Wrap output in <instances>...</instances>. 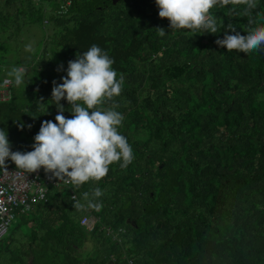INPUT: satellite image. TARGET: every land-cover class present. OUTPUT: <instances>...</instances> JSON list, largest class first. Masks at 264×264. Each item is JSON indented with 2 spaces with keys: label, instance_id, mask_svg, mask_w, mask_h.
<instances>
[{
  "label": "trees",
  "instance_id": "1",
  "mask_svg": "<svg viewBox=\"0 0 264 264\" xmlns=\"http://www.w3.org/2000/svg\"><path fill=\"white\" fill-rule=\"evenodd\" d=\"M245 8L213 7L212 34L169 30L155 0H0L7 38L32 23L48 28L42 51L19 66L23 83L12 80L10 98H0L12 151H31L41 123L55 122L52 82L95 44L124 76L121 95L103 107L119 105L118 131L135 157L98 182L52 188L0 240V264H264V51L215 43L228 24L242 35L264 25V0L254 24ZM96 187L102 207L76 211L72 189L86 203ZM86 214L92 229L80 222Z\"/></svg>",
  "mask_w": 264,
  "mask_h": 264
},
{
  "label": "clouds",
  "instance_id": "2",
  "mask_svg": "<svg viewBox=\"0 0 264 264\" xmlns=\"http://www.w3.org/2000/svg\"><path fill=\"white\" fill-rule=\"evenodd\" d=\"M155 4L159 18L169 21V30L216 34L217 20L210 11L213 7L244 4L251 25L255 23L251 12L257 7V0H155ZM157 29L159 36L166 34L164 28ZM224 30L223 39L215 41L219 47L245 54L264 51V25L250 27L246 35L237 32L232 24ZM229 31L234 34H228ZM30 49L31 45L27 46V50ZM113 64L107 52L95 44L69 60L62 82H52L51 100L57 107L55 122L44 120L33 138L32 150L25 152L12 151L7 131L0 129V168L7 170L6 161L10 160L23 173L43 169L51 174L50 178L74 188L89 181H100L115 162H120L122 170L126 169L135 157L127 138L118 131L124 117L116 111L119 105L115 102L111 107H103L121 95L124 84L123 74L117 79ZM60 70L63 65L58 67L57 71ZM8 76L18 86L23 83L25 69L13 67ZM61 100L68 102L71 118L64 115ZM20 127L22 130L23 125ZM103 195L96 187L91 193L83 194L86 203L73 196V207L76 211L99 209L102 204L98 198Z\"/></svg>",
  "mask_w": 264,
  "mask_h": 264
},
{
  "label": "built area",
  "instance_id": "3",
  "mask_svg": "<svg viewBox=\"0 0 264 264\" xmlns=\"http://www.w3.org/2000/svg\"><path fill=\"white\" fill-rule=\"evenodd\" d=\"M40 3L43 0H34ZM70 3V2H68ZM12 80L6 77L0 87V98L7 100L10 98V88ZM51 174H46L43 169L35 173H23L15 167L7 165L0 172V240L4 239L10 232L12 223L17 217L32 211L37 203L46 201L52 188L71 189V184L50 178ZM77 199V194L72 189L71 197ZM83 226L92 229L96 219L89 215L82 216L80 220Z\"/></svg>",
  "mask_w": 264,
  "mask_h": 264
},
{
  "label": "rangeland",
  "instance_id": "4",
  "mask_svg": "<svg viewBox=\"0 0 264 264\" xmlns=\"http://www.w3.org/2000/svg\"><path fill=\"white\" fill-rule=\"evenodd\" d=\"M47 34L48 28L39 23L27 25L17 39H9L0 31V87L6 77L11 78L8 73L13 67L30 64L34 56L42 51ZM29 45L31 49L27 50ZM18 221L17 217L11 225V230ZM21 229L27 231L28 227L22 225Z\"/></svg>",
  "mask_w": 264,
  "mask_h": 264
},
{
  "label": "water",
  "instance_id": "5",
  "mask_svg": "<svg viewBox=\"0 0 264 264\" xmlns=\"http://www.w3.org/2000/svg\"><path fill=\"white\" fill-rule=\"evenodd\" d=\"M118 0H114V3H116Z\"/></svg>",
  "mask_w": 264,
  "mask_h": 264
},
{
  "label": "crops",
  "instance_id": "6",
  "mask_svg": "<svg viewBox=\"0 0 264 264\" xmlns=\"http://www.w3.org/2000/svg\"><path fill=\"white\" fill-rule=\"evenodd\" d=\"M11 79V78H10ZM12 80V79H11Z\"/></svg>",
  "mask_w": 264,
  "mask_h": 264
}]
</instances>
